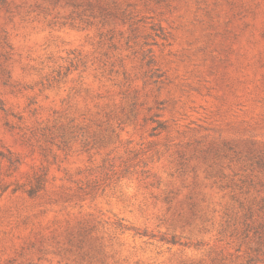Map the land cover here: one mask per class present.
I'll use <instances>...</instances> for the list:
<instances>
[{"label":"rangeland","instance_id":"rangeland-1","mask_svg":"<svg viewBox=\"0 0 264 264\" xmlns=\"http://www.w3.org/2000/svg\"><path fill=\"white\" fill-rule=\"evenodd\" d=\"M0 264H264V0H0Z\"/></svg>","mask_w":264,"mask_h":264},{"label":"trees","instance_id":"trees-1","mask_svg":"<svg viewBox=\"0 0 264 264\" xmlns=\"http://www.w3.org/2000/svg\"><path fill=\"white\" fill-rule=\"evenodd\" d=\"M8 162H9L11 167L14 166L15 168H17V165L19 164V161H16V160L12 161V159H8ZM42 183H43L42 177L38 176V177L34 178V183H31V182L29 183L30 186L26 191L30 194L37 192L42 188Z\"/></svg>","mask_w":264,"mask_h":264}]
</instances>
